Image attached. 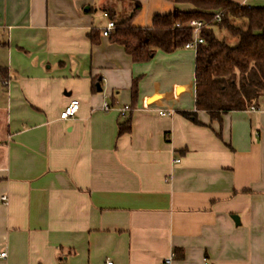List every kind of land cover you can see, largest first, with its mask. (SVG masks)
<instances>
[{
    "label": "crops",
    "instance_id": "crops-1",
    "mask_svg": "<svg viewBox=\"0 0 264 264\" xmlns=\"http://www.w3.org/2000/svg\"><path fill=\"white\" fill-rule=\"evenodd\" d=\"M136 3L140 29L194 9L0 0V264H264V97L222 124L183 116L196 112V50L135 63L102 34ZM73 100L77 115L61 120Z\"/></svg>",
    "mask_w": 264,
    "mask_h": 264
},
{
    "label": "trees",
    "instance_id": "trees-1",
    "mask_svg": "<svg viewBox=\"0 0 264 264\" xmlns=\"http://www.w3.org/2000/svg\"><path fill=\"white\" fill-rule=\"evenodd\" d=\"M191 5L192 11L175 10L170 15L156 16L152 28H134L132 20L141 10L140 4L124 21L115 23L110 41L120 45L135 63L150 61L158 51L173 53L186 48L194 31L190 23L202 22L196 48L195 106L196 112H183L189 120L199 123L197 112L209 114L212 121L222 124L223 116L235 111L257 108L264 97V8L248 7L230 0H169ZM226 30L237 39L230 45L216 36L215 29ZM92 44L99 43V32L93 30ZM0 69V80L7 79ZM132 98L138 99L135 81ZM111 107V106H110ZM130 131V121L120 124L119 134Z\"/></svg>",
    "mask_w": 264,
    "mask_h": 264
},
{
    "label": "built area",
    "instance_id": "built-area-1",
    "mask_svg": "<svg viewBox=\"0 0 264 264\" xmlns=\"http://www.w3.org/2000/svg\"><path fill=\"white\" fill-rule=\"evenodd\" d=\"M203 23L202 22H199V21H192L190 23V26L193 28V31H194V35H193V39L191 42H189L187 45H186V48L187 49H195L198 47L199 44H202L203 43V39L200 38L199 34H200V29L202 27ZM115 30V23L111 20L108 21V24L106 26V28L103 30L102 34L103 36L105 37H109ZM80 109V102L77 101V100H73L65 109L64 111L61 113L60 115V119L63 120V121H68L70 119H73L78 111ZM104 111H110L111 110V107L109 104L105 103L104 104V108H103ZM131 110L130 107L126 106L124 107L121 112H125V111H129ZM256 108L255 107H252L250 109V111H255ZM173 111L169 112L168 114H172ZM161 115H167V113H161ZM179 162V161H177ZM3 201H7V197H3L2 198ZM2 257H5L6 254L3 253L1 255ZM175 255H171L170 258L166 259L164 261V264H171L172 263V260L174 259ZM62 264V263H60ZM108 264H112V263H108ZM163 264V263H162ZM205 264H210L207 260H205Z\"/></svg>",
    "mask_w": 264,
    "mask_h": 264
},
{
    "label": "rangeland",
    "instance_id": "rangeland-1",
    "mask_svg": "<svg viewBox=\"0 0 264 264\" xmlns=\"http://www.w3.org/2000/svg\"><path fill=\"white\" fill-rule=\"evenodd\" d=\"M95 13H98L99 17L102 16V10L100 8H97ZM215 32H216V36L219 39H225L232 46L237 44V39L231 36L226 30L216 28Z\"/></svg>",
    "mask_w": 264,
    "mask_h": 264
},
{
    "label": "water",
    "instance_id": "water-1",
    "mask_svg": "<svg viewBox=\"0 0 264 264\" xmlns=\"http://www.w3.org/2000/svg\"><path fill=\"white\" fill-rule=\"evenodd\" d=\"M98 87H99V85H98ZM99 91H101V88L99 89ZM155 100H157V96L151 98V99L149 100V103H153ZM234 220H235L237 223H239V219H238V217H235Z\"/></svg>",
    "mask_w": 264,
    "mask_h": 264
}]
</instances>
